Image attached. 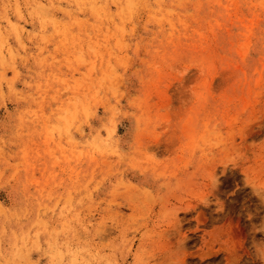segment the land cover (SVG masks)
<instances>
[{
  "label": "rangeland",
  "instance_id": "374dc122",
  "mask_svg": "<svg viewBox=\"0 0 264 264\" xmlns=\"http://www.w3.org/2000/svg\"><path fill=\"white\" fill-rule=\"evenodd\" d=\"M262 1L0 0V264H264Z\"/></svg>",
  "mask_w": 264,
  "mask_h": 264
},
{
  "label": "bare ground",
  "instance_id": "6f19581e",
  "mask_svg": "<svg viewBox=\"0 0 264 264\" xmlns=\"http://www.w3.org/2000/svg\"><path fill=\"white\" fill-rule=\"evenodd\" d=\"M94 1V0H93ZM127 2H130V3H133V4H137V0H126ZM262 5H264V1H262V3H261ZM98 5V4H97ZM101 7V6H100ZM90 8V7H89ZM94 9V8H93ZM128 9V8H127ZM97 11H98V9H96ZM62 11V10H61ZM104 12V11H103ZM102 12V13H103ZM99 13H101L100 11H99ZM129 13V12H128ZM95 14V13H94ZM105 15H106V13H105ZM97 18V17H96ZM80 20V19H79ZM51 22V21H50ZM78 22H76V24H77ZM63 26V25H62ZM61 29V28H60ZM63 31V30H62ZM112 34V33H111ZM69 36H71V34L69 35ZM94 43V42H93ZM95 45H97L96 43H95ZM97 47H98V45H97ZM96 47V48H97ZM74 50H75V48H74ZM78 53V52H77ZM98 53V52H97ZM101 53V52H100ZM102 73V72H101ZM259 78V77H258ZM75 87V86H74ZM73 90V89H72ZM83 94V93H82ZM85 98V97H84ZM85 103V102H84ZM82 106V105H81ZM64 110V109H63ZM71 110V109H70ZM73 110V109H72ZM74 111V110H73ZM72 111V112H73ZM71 111L69 112V116H70V119H73L74 118V114L76 113V111H75V113H72ZM76 115V114H75ZM57 116V115H56Z\"/></svg>",
  "mask_w": 264,
  "mask_h": 264
}]
</instances>
